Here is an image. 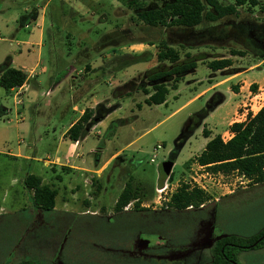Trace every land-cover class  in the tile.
Here are the masks:
<instances>
[{
	"label": "rangeland",
	"instance_id": "rangeland-1",
	"mask_svg": "<svg viewBox=\"0 0 264 264\" xmlns=\"http://www.w3.org/2000/svg\"><path fill=\"white\" fill-rule=\"evenodd\" d=\"M140 1L145 7H153L163 5L166 0ZM123 28L126 31L121 34ZM109 31L118 32L110 36ZM162 38L180 50V60L194 59L196 67L183 74L177 88L169 89L164 103H145L142 91L119 100L117 92L136 84L150 85L152 81L145 72H150L151 67L169 66L168 61L158 63L156 60V43ZM231 48L243 50L244 54H233ZM262 50L264 52V11L259 4L253 8L241 6L237 13L226 14L215 21L203 19L198 25L185 29L146 24L136 18L134 7L122 0H0V63L10 57L11 66L26 71L33 67L35 76L29 77L27 88L19 95L0 85V206L5 210L4 216L9 218L0 220V258L9 259L26 237L42 239L43 231H37L43 224L35 227L39 225L37 215H33L35 225L29 227L31 224H27L25 218L27 208L10 214L13 206L30 204L28 188L22 182L27 170L53 180L60 193L69 197L70 191L64 188L68 185V174L63 173L59 181L49 167L42 168L43 173L40 168L44 167V158L53 156L62 129L78 114L73 104L87 105L92 95L104 93L111 98L110 105L106 100L104 105L122 103L115 114L125 120L115 121L109 129L100 126L88 129L82 151L91 163L100 158L98 164L116 148L123 147L122 153L102 173L99 179L102 187L96 193L92 183L87 186L78 178L79 189L67 206L70 211L63 215L49 214L54 218L65 217V227L61 228L64 229L63 240L52 262L204 264L211 258L213 240L222 233L241 236L258 233L264 225V182L255 185L252 180L241 179L236 174L226 178L228 185L222 183L223 179L200 177L210 196L216 187L223 191L246 185L245 189L226 195L216 203L207 201L204 208L177 210L166 202L157 206L146 203L156 196L160 168L172 160L175 139L189 114L205 105L214 91L224 92L226 98L209 125L223 130L224 134H227L225 118L233 114L247 93H262L247 100L254 102L255 107L264 101V60L260 62L262 59L257 54ZM151 55H155L154 66L144 61ZM221 56H231L236 69L251 66L233 80L243 86L233 94L227 91L229 81L187 102L202 88L226 75L225 70H212L206 64L207 60ZM133 57H141L143 63L131 64ZM88 63L99 64V67L85 78L84 67ZM122 66L125 69L118 72V77L116 71ZM79 67H82L79 74L65 77L68 70ZM137 67L141 70L133 77L130 72ZM62 76V84L56 89L52 83ZM125 78L129 81L134 78L135 82L116 89L117 81ZM164 80L171 86L172 77ZM252 82L256 83L255 90L251 88ZM74 96L78 98L74 100ZM139 102L141 106L136 105ZM195 130L174 157L171 180L184 182L195 170L200 171L193 155L203 146V133L199 126ZM90 146L99 147V152H90ZM18 147L29 157L9 154L18 151ZM130 177L133 183L143 186L141 204L148 210H135L133 204L124 211L113 209L116 196ZM85 199L92 207L97 206V215L79 214L86 209ZM61 202L57 197L56 205L60 206ZM142 239L148 242L143 245ZM38 244L43 246V240ZM43 251L37 249L32 258L45 259ZM236 255L238 264H264V245L238 249Z\"/></svg>",
	"mask_w": 264,
	"mask_h": 264
},
{
	"label": "trees",
	"instance_id": "trees-1",
	"mask_svg": "<svg viewBox=\"0 0 264 264\" xmlns=\"http://www.w3.org/2000/svg\"><path fill=\"white\" fill-rule=\"evenodd\" d=\"M134 7L136 18L149 25L160 26H178L179 28H191L202 22L203 19L215 21L220 17L237 13L239 7L247 5L253 8L257 4L264 11V2L260 0H230L222 2L221 0H166L163 5L145 7L140 0H122ZM126 28L121 29L124 34ZM118 31H109L110 36L116 35ZM119 33V34H120ZM118 40V39H117ZM116 41L114 39L111 41ZM153 43V42H150ZM156 59L158 63L169 62L167 68H158L157 65L145 72V75L152 81L149 86L142 88L148 96L145 102L148 104L164 103L170 88H176L178 81L189 69L196 67L194 59L180 60V50L162 38L156 43ZM233 54H244L243 50L231 48ZM258 56L264 58V52L259 51ZM187 56L191 54L187 52ZM134 58V57H133ZM141 57H135L131 62L139 61ZM10 57L0 63V85L10 91L23 84L27 80L28 72L10 65ZM233 58L231 56L215 57L207 60L206 64L212 70L222 69L225 71H238L241 69L232 68ZM128 63V62H127ZM88 68V65H87ZM173 78L171 86L167 84L166 79ZM135 82L131 79L127 85ZM238 84H232L233 91L238 90ZM122 86L118 87L121 88ZM116 88V89H118ZM251 88L255 90L256 83H251ZM226 98V94L216 90L208 98L205 105L189 114L184 123L182 132L175 139V148L172 151V157H176L181 146L187 138L194 133L205 116L217 108ZM114 107L99 103L94 109L84 108L78 118L67 128L65 136L71 139H78L87 133V129L92 123L102 119ZM124 121V118H118L110 123L109 128L113 127L115 121ZM229 128L234 134L224 140L221 133H216L208 139L205 147L193 159L203 164L212 171L230 172L236 170L253 179V183H259L264 180V104L258 111L247 113L244 120L233 121ZM203 135L208 136L209 130L203 126ZM173 178V171L169 173ZM164 175L161 176V181ZM133 178L127 179L120 190L113 209L117 212L124 211L125 205L132 203L135 210L149 209L142 206L141 187L132 182ZM25 186L32 190V202L35 206L51 209L56 202V189L50 184L43 182L39 175L27 173L23 178ZM252 183V184H253ZM205 190L198 186L190 187L187 183H182L173 192L168 201L169 207L177 210L190 209L193 207H205L210 198ZM264 245V228L253 235L241 236L234 233H223L213 240L211 244V258L204 264H238L236 250L241 248H252ZM2 264V263H0ZM14 264H39L35 261L23 259Z\"/></svg>",
	"mask_w": 264,
	"mask_h": 264
},
{
	"label": "crops",
	"instance_id": "crops-1",
	"mask_svg": "<svg viewBox=\"0 0 264 264\" xmlns=\"http://www.w3.org/2000/svg\"><path fill=\"white\" fill-rule=\"evenodd\" d=\"M155 58V55H151L146 57L144 61H148L147 63L149 65H153L156 64L155 61H153V59ZM157 58V57H156ZM12 60V59H11ZM155 60V59H154ZM157 60V59H156ZM264 60V58L260 61L262 62ZM142 61V62H141ZM137 62H141L143 63V60H139L136 62H131L132 63H137ZM260 62H258L257 64H259ZM256 64V63H255ZM88 65V68H87ZM147 66V65H146ZM154 66V65H153ZM232 66V68L234 67L232 64L230 65ZM97 67H99V64H86L85 65V69L86 74H85V78L87 77V75H89L93 70H95ZM123 67V68H122ZM121 69H119L118 71H116L118 77H120V74L118 73L119 71H123L125 69V66H122ZM19 68V67H18ZM143 68H145L143 66ZM152 68V67H151ZM150 68V69H151ZM248 68H251V66H248L246 68H242L241 70H234V71H225V76L217 81H215L214 83H212L209 86H205L204 88H202L199 92H197L194 96H192V98H190L187 102L191 101L193 98L199 96L201 97L202 94H205L206 92L215 89L217 86L222 85L226 82L230 81V84L228 85V89L227 91H231L233 94H236V92L238 91H233L231 89L232 84H237L236 82H233L234 78H236V76L238 74H241L243 72H245ZM22 69V68H21ZM82 67H79L77 70L74 69H70L67 71V74L65 77L69 76H74V73L79 74L81 71ZM25 70V69H23ZM30 70H33L31 74L28 73V77L27 80H25L23 82V84L13 88L11 91H15L17 89H19L21 91L20 94H22L24 92V90L27 88L26 83L29 79V77L34 76V68H30ZM140 67H137L134 71H131L130 74L133 73V77H136V75H138V72L140 71ZM218 70H222V69H218ZM26 71V70H25ZM27 71V72H29ZM146 71V70H145ZM144 71V72H145ZM82 74V73H81ZM38 75H36L37 77ZM35 77V76H34ZM35 79V78H34ZM64 79V76H62L61 78H57V80H55L52 85L53 87L56 86L58 88H60L61 84H62V80ZM126 80L123 79V81H117V86L116 88L120 87V86H127V82L129 80H127L128 78H125ZM132 79V78H131ZM134 79V78H133ZM212 80V79H210ZM202 81V80H201ZM91 84V82H90ZM90 84H88V86H90ZM243 86L240 85L238 86L239 88H241ZM145 86H140L136 84V87H132V88H126L125 91L123 92H117L116 95H119V100H123V98L125 96L131 95L133 94V92H140L142 90V88ZM261 87V86H259ZM177 88V87H176ZM82 92H80V94L78 95V97L81 95ZM144 93V92H143ZM258 94H262L260 92L255 91V93L253 94H249L247 93V97L246 99L242 98L241 101L238 102V104L236 105V109L234 110L232 115H229L228 117L225 118V124H226V129H227V134H224V132H222L223 130H217V127L214 126V129L210 127V119L212 116H214L216 114V112L218 110H220L221 105L223 104V101L217 108H215L214 110H212L207 116L204 117L202 123L199 125V128L201 130V132L203 133V126L205 125V127L209 130V134L208 136L203 135V146L201 148V150L205 147L206 142L208 141V139L210 137H212L214 134L216 133H221V137L226 140L227 138H230L234 132H232L229 128V125L233 122V121H240V120H244L247 116V112L250 111L251 113H254L256 111L259 110V108L262 106V104H264V101L260 102L259 104H257V107L254 106V102L250 101L248 102V99H252V97L254 95H258ZM264 94V92H263ZM252 95V96H251ZM148 96V94L144 93L143 96V101L145 102V98ZM78 97H73V99H77ZM262 98V97H261ZM264 99V96H263ZM106 100L108 102V104L110 105V100L111 98H109L107 93L104 94H95L92 95L91 100L89 99V104L87 105H80L78 106L77 104H73V109H77L78 110V114L72 118L70 120V122L68 123V125L62 129V131L60 132L59 135V140L57 143V147L55 149V151L53 152V156L50 158L49 156H47L46 158H44L43 160V166L40 168V172L43 173L42 168L46 170L45 167H49L52 171H54L55 173V178L59 181L62 180L63 173H67L68 176L66 178V181L68 183V185H64V188L68 191H70V195L69 197L65 194V193H60V189L59 187H57V185H55V182L53 180L48 181L47 178H45V176H43V174H37L36 172L32 171V170H27L24 175L22 176V182H23V178L24 176H26L27 173H34L39 175V177L41 178V180L43 182H46L48 184H50L51 186H53L56 191V202H57V197L60 198L61 205L57 206L56 202L54 203V206L51 209H44L38 206H35L33 204V200H32V190H30V188H28V192H29V201L30 204L28 205H23V206H13L12 211L10 212V214H13L16 211H20V210H24V209H28L27 210V215L25 216L26 218V222L27 224H31L29 227L34 226L35 225V219L33 215H37V220H39V225L37 224L35 227L37 228L38 226H40L41 224H43L42 229L40 230H36L38 233H41L42 231V239L43 240V246L39 245L38 242H41V240L39 238L34 237V236H30L29 238L26 237V240L24 241V243L22 245H19L18 247L16 246V248L14 249V253L12 254V256L9 259H2L0 258V263L2 264H14L17 263L23 259H30L32 261H35L39 264H55L54 262H52L53 257L55 256L56 252L58 251L59 245L61 244L62 240H63V236H62V232L64 229H61L62 227H65V217L64 218H54L52 215H54L55 213L59 212L61 215H63L66 212H69L70 209L67 208V206H69V202H70V198H74L76 191L79 189V183H78V178L81 179V181L83 182V184L87 185L88 184H93V186L96 188L93 190L94 193H96L99 188H101V183L99 181L102 173L105 171L106 167L108 166V164L118 155H120L122 152V148H116L110 155H108V157L106 159H104L102 162H100V164H98L100 161V158H97L95 162H90L89 160H87L84 157V152L82 151L83 149V143L87 141L88 138V134H85L84 136H80L78 139L74 140L69 138L68 136H65V132L67 130V128H69L71 126V124L78 118V116L81 114V112H83L84 108L88 107L91 109H94L96 107V105H98L99 103H104L103 101ZM186 102V103H187ZM146 103V102H145ZM258 103V101H257ZM121 102L116 103V105H112L114 108L108 112L102 119L92 123V125H90L88 127V129H94L97 126H100V128L102 127L109 129L110 123L118 118H124L122 116H119L117 114H115V112L117 111V108L119 106H121ZM148 104V103H147ZM250 104V105H249ZM107 105V106H109ZM138 106H141V102H139L138 104H136ZM131 111L133 112V108L131 107ZM133 117H136V115H133ZM125 120V119H124ZM131 120L130 118L128 119V121ZM127 121V122H128ZM124 122V121H123ZM90 132V130H88ZM196 132V130H195ZM96 133H99L98 131H96ZM204 134V133H203ZM31 144V142L29 143ZM20 147V146H19ZM18 147V148H19ZM100 148L97 147L95 148L94 146H90L89 151L90 152H99ZM199 150V151H201ZM179 152V151H178ZM199 153V152H198ZM198 153L194 154L193 156L195 157V155H197ZM11 156L14 157H29L28 153H22V149L19 148L18 151L15 152H10L9 153ZM178 154V153H177ZM177 156V155H176ZM192 156V157H193ZM190 157V158H192ZM174 162V158L172 159V164ZM172 166V165H171ZM170 172H171V168H170ZM80 175V176H78ZM90 175H92V179H91V183H86L84 181L85 178H88ZM163 174L160 171V176H159V181L161 180V176ZM261 182H264L261 181ZM24 183V182H23ZM256 185V183H254ZM25 185V184H24ZM246 185L240 186V187H232L231 189L227 190H223V191H219V189L216 187V189H214L212 192L211 197L209 198L208 202L210 201H214V203H216V201H220L223 197H225L226 195H233L235 194L238 190L244 188L245 189ZM123 187V186H122ZM122 189V188H121ZM101 190V189H100ZM92 191V190H91ZM85 194H88V192H86ZM118 196V195H117ZM116 196V198H117ZM79 197H77L78 199ZM116 201V199H115ZM91 202L87 199L84 200V204L86 205V209L85 210H81L82 214L84 212H88V213H92L94 215H97L99 213L97 206L92 207V205L90 204ZM102 205V204H101ZM100 205V206H101ZM102 208V206H101ZM5 210L3 208V206H0V220H8L9 218L4 216ZM49 214H52L51 216ZM211 223V222H210ZM261 229L264 228V225H262L260 227ZM259 229V231L261 230ZM225 233V232H224ZM256 233V232H255ZM223 234V233H222ZM18 242V241H17ZM44 250L42 253V255H46L45 259H40L37 260L34 257L36 250ZM49 250L47 251V253L45 254V250ZM172 258L174 256H171Z\"/></svg>",
	"mask_w": 264,
	"mask_h": 264
},
{
	"label": "built area",
	"instance_id": "built-area-1",
	"mask_svg": "<svg viewBox=\"0 0 264 264\" xmlns=\"http://www.w3.org/2000/svg\"><path fill=\"white\" fill-rule=\"evenodd\" d=\"M33 70H30L28 73L31 74ZM15 94H20L21 91L19 89L15 90L14 92ZM20 99L18 98L17 101H19ZM250 105V104H249ZM249 112V111H248ZM247 112V113H248ZM160 146V145H158ZM155 147V149L158 148ZM151 160H153V157L150 158ZM197 162V161H196ZM197 169L200 170L199 172L197 170H195V174H190V177L188 179H186L184 182H181L180 180H171L169 174L163 178L162 181L158 182L156 187H155V192H156V196L152 199V201L146 203V205L152 204L154 206H157V204H163L164 202H166V204H168V201L171 199V196L173 194V192L177 189V187H179L182 183H187L190 187L192 186H198L201 187L203 190H206V187L203 185V182L200 180L201 176H209L212 177L214 180H220L223 179L224 184L228 185L229 183L227 182L226 178L229 177L230 174H236L237 177H240L241 179L246 178L247 180H252L253 183V179L251 177L246 176L243 173H239L236 170H232L230 172H223V171H212L210 169H208L206 166H204L203 164H200L197 162ZM91 179H92V175H90L88 178H85L84 181L86 183H91ZM132 203H129L127 205H125V208H129V206Z\"/></svg>",
	"mask_w": 264,
	"mask_h": 264
},
{
	"label": "water",
	"instance_id": "water-1",
	"mask_svg": "<svg viewBox=\"0 0 264 264\" xmlns=\"http://www.w3.org/2000/svg\"><path fill=\"white\" fill-rule=\"evenodd\" d=\"M172 165V160H169L163 164V166L160 168L161 173L166 177L170 173V168ZM148 242L147 239H142L141 243L145 245Z\"/></svg>",
	"mask_w": 264,
	"mask_h": 264
}]
</instances>
